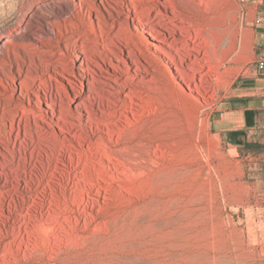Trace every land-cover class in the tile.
Wrapping results in <instances>:
<instances>
[{
	"label": "rangeland",
	"instance_id": "obj_1",
	"mask_svg": "<svg viewBox=\"0 0 264 264\" xmlns=\"http://www.w3.org/2000/svg\"><path fill=\"white\" fill-rule=\"evenodd\" d=\"M72 1L35 0L14 24L9 3L15 0H0V26L12 40L26 39L15 49L26 60L24 70L35 75L28 79L33 90L23 87L22 93L3 78L6 98L22 118L0 117L9 143L8 150L0 148V264H264V76L255 69L256 55L264 51V0L211 5L238 22L234 62L221 69L232 68L222 84L203 82L199 93L189 90L170 63L178 79L162 66L168 82L157 88L152 106L130 108L132 91L110 80L115 89L84 92L91 106L87 98L77 99L89 105L88 113L67 98L80 76L81 45L93 62L90 74L99 65L134 75L101 49L93 32L111 38L131 30L156 57L168 48L160 34L147 33V25L142 31L133 13L132 25L112 8L115 18L106 22L90 8L71 17ZM92 1L101 10L99 0ZM69 18L74 27L60 41L48 35V24L56 30V22ZM205 51L210 49L202 43L201 55ZM8 59L17 72L18 56L10 51ZM43 78L53 89L42 86L39 101L35 91ZM51 99L56 115L59 104L64 107L63 118L51 119L45 104ZM35 123L44 131L38 133Z\"/></svg>",
	"mask_w": 264,
	"mask_h": 264
},
{
	"label": "bare ground",
	"instance_id": "obj_2",
	"mask_svg": "<svg viewBox=\"0 0 264 264\" xmlns=\"http://www.w3.org/2000/svg\"><path fill=\"white\" fill-rule=\"evenodd\" d=\"M34 1L35 0H15V2L9 3V6L13 9L10 15V21L14 24H19L25 8L29 7ZM129 1L133 7L132 12L129 5L126 4V0H99L101 10L92 6L94 0L91 2L92 5L89 3V0H78V2L73 0V6L69 11L72 15L71 17H79L81 16L82 10L90 8L99 21L106 22L108 19L112 20L115 18L111 11L112 8L116 9L118 16L123 13V16L128 18L126 19V23L130 25H132L130 21L133 22V16L136 15L138 17L137 21L141 25L140 29L143 31L145 25H147L148 34L151 36L160 34L163 43L168 49H163L161 51L162 54L160 58L146 53L133 39L131 30L115 34L111 38H105L102 34L93 32L96 38H94L95 40H98V37L102 40L101 43H98L101 49H105L107 52L111 53L120 65H123L127 70L129 69V71L131 70L134 75L130 74L128 71L119 70L117 68H113L112 72L109 70H102V67L99 65V71L93 70L94 73L90 74V64L93 62L90 56L85 54V44L81 45L80 52L83 53L84 57L80 61V76L77 82H73L70 86L72 92H67L69 105L74 104L75 107L79 109L84 107V110L88 113L87 108L89 105H92V102L89 100V95L84 92L88 91L89 93L91 90H94L95 93L100 95L99 91H105L110 87L115 89L114 85L109 82L111 80L114 81L116 85L127 90L124 92L129 93L132 91L133 96H130V108H134L133 105L138 106L142 102H146L149 106H152L155 102L157 88L163 89L168 82V78L166 74L162 72L161 68L165 66L166 69L170 71L168 68V64L170 63L174 64L177 72L181 74V80L186 84L189 90L195 89L199 93L200 89H202L201 87H203V82H206V84H208V82H217L218 84L224 82L222 77H224V74L227 75L232 68L226 66L222 72L220 71L225 64L229 65L234 62V55L237 48L238 22L235 14L231 13L230 16H227L224 12L220 14L214 12L213 9L210 8L216 0H146L149 6L146 5L145 7L140 5L141 0ZM119 3L123 10L117 9L116 5ZM158 6H160V8H158ZM150 14L153 15V19L148 22L146 17L149 18ZM196 19L199 20L196 22ZM199 22L202 27H200V29L194 28L195 23ZM73 24L75 23L72 18H69L68 21L56 22V30H54L52 24H48L47 30L50 31L48 35L60 41L68 27H74ZM192 30L194 32L193 35L191 34ZM0 31V99L5 100L0 117L8 118L11 116L13 120L16 118L21 120L22 116H18L15 112L16 110L13 109V102L6 98L9 88L7 85L8 83H4L3 78L8 77L12 84L15 85L14 89H18L19 86V91L22 93L23 87L26 91L33 90L28 79H32L35 75L30 72V69L27 71L24 70L26 60L23 57H19L20 55L15 49L16 46L25 47V45H27L25 43L26 39L23 37L20 38V40H12V38L7 36V28L4 24L0 26ZM178 35H180L182 39H178ZM246 39H248V37H246ZM38 41H40L39 38H37V42ZM189 41L193 44H190ZM179 42L182 43L179 44ZM202 43L208 45L210 52L205 51L206 53L201 55ZM31 44L33 45V42H31ZM94 45H96L95 41ZM10 51L16 54L22 62V64L21 62L18 63L17 72L11 69V63L8 59ZM164 57L167 58L169 62L164 60ZM210 63H213L214 66ZM205 65H207V72L203 71ZM7 70L9 73L6 72ZM66 70L67 69L64 68L63 71H58V74L65 76L64 73ZM186 71H190L192 75L189 76ZM85 72L89 73L90 78L85 77ZM102 72L105 74H102ZM217 72H220V77L216 76ZM171 73L174 81H176L178 79L177 76L173 72ZM203 73L206 75V78L203 77ZM196 75L199 76V82L194 80ZM136 82L147 83L148 86H133ZM159 82L162 84L160 87L157 85ZM48 84L50 83L46 81L45 78L40 79L38 88L35 91V96L39 101L40 96L38 95V91H40L42 86H48ZM133 87L137 89L138 93L133 91ZM49 89L50 91L53 89L51 84ZM118 91L121 92L120 90ZM81 96L88 99L89 105H87L85 101L77 102L78 98H82ZM133 97H135L136 101L133 100ZM60 101L62 103L61 96ZM45 104L51 109V119L63 118L62 108L64 107L62 104H59L57 115L55 113L56 108L54 107L56 104L55 100L51 99L48 102L46 101ZM28 122L29 120H27V123ZM35 126L39 128L38 133L44 131L37 123H35ZM1 134L2 130L0 128V142L2 143L0 144V148L8 150L9 143ZM9 163L11 162L9 161ZM0 164L3 165L1 160Z\"/></svg>",
	"mask_w": 264,
	"mask_h": 264
},
{
	"label": "built area",
	"instance_id": "obj_3",
	"mask_svg": "<svg viewBox=\"0 0 264 264\" xmlns=\"http://www.w3.org/2000/svg\"><path fill=\"white\" fill-rule=\"evenodd\" d=\"M255 69L257 72L264 76V51L259 52L255 58Z\"/></svg>",
	"mask_w": 264,
	"mask_h": 264
},
{
	"label": "trees",
	"instance_id": "obj_4",
	"mask_svg": "<svg viewBox=\"0 0 264 264\" xmlns=\"http://www.w3.org/2000/svg\"><path fill=\"white\" fill-rule=\"evenodd\" d=\"M242 144H246V146H249V145H250V144H248V143H244V142H243Z\"/></svg>",
	"mask_w": 264,
	"mask_h": 264
},
{
	"label": "water",
	"instance_id": "obj_5",
	"mask_svg": "<svg viewBox=\"0 0 264 264\" xmlns=\"http://www.w3.org/2000/svg\"><path fill=\"white\" fill-rule=\"evenodd\" d=\"M220 115L218 114L216 117H219Z\"/></svg>",
	"mask_w": 264,
	"mask_h": 264
}]
</instances>
